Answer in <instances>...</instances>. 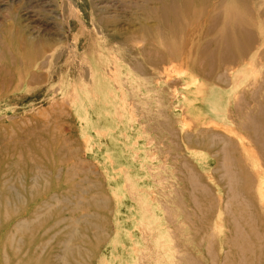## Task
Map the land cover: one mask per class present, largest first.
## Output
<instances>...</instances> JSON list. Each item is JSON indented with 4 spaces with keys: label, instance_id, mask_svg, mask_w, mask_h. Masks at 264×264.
<instances>
[{
    "label": "rangeland",
    "instance_id": "374dc122",
    "mask_svg": "<svg viewBox=\"0 0 264 264\" xmlns=\"http://www.w3.org/2000/svg\"><path fill=\"white\" fill-rule=\"evenodd\" d=\"M72 1L68 15L62 0H0V264H60L65 246L76 264H223L217 135L259 175L261 205L242 115L264 103V60L210 58L224 5L255 15L252 41L264 5Z\"/></svg>",
    "mask_w": 264,
    "mask_h": 264
},
{
    "label": "bare ground",
    "instance_id": "6f19581e",
    "mask_svg": "<svg viewBox=\"0 0 264 264\" xmlns=\"http://www.w3.org/2000/svg\"><path fill=\"white\" fill-rule=\"evenodd\" d=\"M243 2L245 5L248 6L247 10H249V4H251V3H252V8H253L252 10H255L254 9L255 7H256V9H258L260 6L264 5V0H262V3L259 0H256V2H255V0H243ZM62 3H63V10L66 11V14L70 15L74 9L73 1L72 0H62ZM230 11H231V9H230L229 5L223 6V10H222L223 14H222V18H221V29L219 30V34H220L221 39H220L219 43L217 44V46L213 49L214 55L210 58V60L212 61L214 59L216 61H227V62L229 61L228 63L233 62V61L234 62H236V61L242 62L245 59H248V61H249L253 58H259V59L264 60V32L259 34L257 36V39H255L254 41H252V39L250 40L252 33L248 29H249V27L255 26V24H258L257 23L258 20H257V18H255V15L252 14L250 11H249V13H246L248 11L243 12L242 10H239L236 13H231ZM263 12L264 11H262V13ZM260 13H261V11H260ZM260 17H262V15H260ZM170 19H173V18L170 17L169 19L168 18L166 19L164 16L162 18L163 22L170 20ZM259 21H261V23H262L264 21V17L259 18ZM228 24L230 25V29L225 31L224 28ZM250 33H251V35H250ZM254 38H255V35H254ZM165 45L170 46L171 43L166 41ZM163 53L166 56V58L169 59V61L177 59L179 56V54H177V52H175V51H170V53H166V52H163ZM172 65H173V63H172ZM223 65L226 66L224 63H223ZM260 104H261V108L257 112H254L251 115H245V116H244V114H245L244 113L242 115V117H244L243 128L247 132H249L251 135V138H253L254 141H256L254 143H257V147L259 146V150H260L259 153L261 155L262 160H264V103H260ZM214 112H216V111H214ZM240 119H242V118H240ZM210 122L213 123V126L214 125L218 126V125L214 124L213 121L210 120ZM210 122L208 121L206 129L209 128V125L211 124ZM239 124H240V122H239ZM219 126H220V124H219ZM222 127H223L222 130H226L224 128V125L221 126L220 128H222ZM217 129H219V128H217ZM199 131H201V130H199ZM222 132H224V131H222ZM228 132L230 135L231 133L229 130H228ZM206 135L208 136V134H206ZM216 135L212 134V137H213L212 139H215L214 137ZM218 135H217V137H220V139H223L221 151H219V152H222L223 155L220 156L219 160L214 155V157L216 158V162L218 163V167H219L218 169L221 171V177L220 178L223 181L222 186H221L222 188L220 189V190H222L221 196H222V200H223V203L220 207V215H221L220 217H221V221H222L220 227L223 226V227L228 228L227 233H223L222 236H219V237L217 236L218 237V240H217L218 247H220L223 250L226 249L225 251L227 252V253H225L226 255L223 254V256L221 257V260L223 261V264H255V263L264 264V203H262L261 205L259 204V206H257V203L255 202V200L258 197V194L253 193L255 190L252 189L255 186V182H256L255 179H257V181H258L259 175L257 173H254L253 174L254 178H252L251 174H249V170H247V168L249 167L248 166L249 160L248 161L242 160V156H240L241 159L239 158V156L237 155V153H239V152L234 147V145H236V144H234L230 138H225V137L218 136ZM200 137H202V136H200ZM202 139H201V141H202ZM237 139H238V137H237ZM188 140H190V139H187L186 141H188ZM197 140H193V141L197 142ZM217 140L219 141V138H217ZM206 141H208V139ZM203 142L204 141H202V144H203ZM212 142H211V146L213 147V145H215L213 143H215V142H213V143ZM187 143H191V142L188 141ZM205 143L208 144L207 142H205ZM239 143L241 144L242 151L243 150L245 151L246 149L244 148L242 142H239ZM199 144H197V145L199 146ZM217 145H215V146H217ZM209 146H210V143H209ZM205 147H207V145H205ZM214 152H217V151H214ZM243 159H244V157H243ZM250 159H251V156H250ZM263 164H264V161H263ZM217 171L218 170H216V172ZM263 171H264V169H263ZM197 183H198V185H200L199 182H197ZM257 184L258 185L261 184V186L263 185L262 182L261 183L258 182ZM256 188H258V186ZM205 190H203V192H206ZM251 190H253V192H251ZM259 193H260V190H259ZM261 197H263V195ZM196 220H197V218H196ZM27 221L28 220L26 218H20L19 221L16 223L19 226L26 227V226H28V223L30 225V223L32 222V221H30L27 223ZM188 223H189V221H188ZM17 225L15 224V226H17ZM204 229H205V226H204ZM101 236H102V232L100 233V235L97 234L96 239H99ZM198 238H199V236H198ZM195 241H196V245H198V243L200 242V241H197L196 239H195ZM202 241L204 242V240H202ZM193 242H194V240H193ZM211 245H213V242ZM44 247H45V245H44ZM197 247H199V246H197ZM188 249H189V247H188ZM257 251H260L258 256H256ZM33 252H36V251H33ZM25 253H27V252H25ZM61 253L62 254L57 256L58 257L57 260L59 261L60 264H76L77 260L75 262L74 258L77 257V252H75V251L73 252V247L65 246L63 249V252H61ZM73 255H74V257H73ZM17 256H19V255H17ZM57 257H55V258H57ZM180 257H182V256H180ZM13 258H15V257H13ZM183 258H186L185 260H187V261L191 260L190 255H188V252L184 254ZM35 259L29 258L28 260L22 261V264H36L37 259L36 260ZM39 259H40V257H39ZM187 261H186V263H187ZM192 261H190V262H192ZM20 262H21V260H19V263Z\"/></svg>",
    "mask_w": 264,
    "mask_h": 264
}]
</instances>
